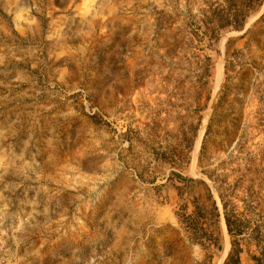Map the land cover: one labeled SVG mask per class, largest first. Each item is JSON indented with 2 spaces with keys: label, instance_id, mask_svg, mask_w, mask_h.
<instances>
[{
  "label": "rangeland",
  "instance_id": "rangeland-1",
  "mask_svg": "<svg viewBox=\"0 0 264 264\" xmlns=\"http://www.w3.org/2000/svg\"><path fill=\"white\" fill-rule=\"evenodd\" d=\"M218 187L264 223V0H0V264H224Z\"/></svg>",
  "mask_w": 264,
  "mask_h": 264
},
{
  "label": "trees",
  "instance_id": "trees-1",
  "mask_svg": "<svg viewBox=\"0 0 264 264\" xmlns=\"http://www.w3.org/2000/svg\"><path fill=\"white\" fill-rule=\"evenodd\" d=\"M218 191L219 197L223 203L225 223L231 239V250L224 264H242L241 254L243 253V249L240 246L242 240L247 242L249 252L253 244L257 247L258 254L251 255L255 264H264V223L252 229V227H250L251 221L242 220L240 215L235 213L234 209L229 208V204L225 201V196L219 187ZM213 205L214 217L218 220L220 215L215 201H213ZM246 235H248L247 239L245 237V239L241 238Z\"/></svg>",
  "mask_w": 264,
  "mask_h": 264
},
{
  "label": "bare ground",
  "instance_id": "bare-ground-1",
  "mask_svg": "<svg viewBox=\"0 0 264 264\" xmlns=\"http://www.w3.org/2000/svg\"><path fill=\"white\" fill-rule=\"evenodd\" d=\"M220 66H221V65H220ZM220 78H221V69L219 70V75H218V83H217L218 85H216V87L218 86V87H217L218 89H219V85H220V84H219V82H220ZM223 226H224V225H223ZM227 247L229 248L228 244H227ZM228 248H227V249H228Z\"/></svg>",
  "mask_w": 264,
  "mask_h": 264
}]
</instances>
